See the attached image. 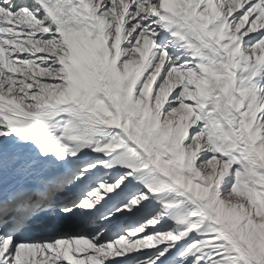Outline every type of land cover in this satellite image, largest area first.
Here are the masks:
<instances>
[{
  "label": "snow or ice",
  "instance_id": "snow-or-ice-1",
  "mask_svg": "<svg viewBox=\"0 0 264 264\" xmlns=\"http://www.w3.org/2000/svg\"><path fill=\"white\" fill-rule=\"evenodd\" d=\"M0 264H264V0H0Z\"/></svg>",
  "mask_w": 264,
  "mask_h": 264
}]
</instances>
